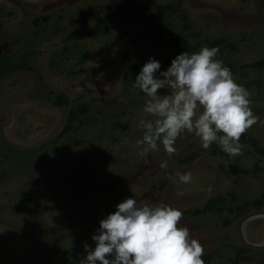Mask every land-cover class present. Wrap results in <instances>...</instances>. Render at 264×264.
Here are the masks:
<instances>
[{"label": "rangeland", "instance_id": "374dc122", "mask_svg": "<svg viewBox=\"0 0 264 264\" xmlns=\"http://www.w3.org/2000/svg\"><path fill=\"white\" fill-rule=\"evenodd\" d=\"M151 2L153 8L116 24L120 0H0V53L29 54L28 67L0 76V264H68L65 248L79 249V264L86 255L83 245L95 246L99 221L128 197L181 210L180 225L204 247L205 264H264V206L240 216L225 208L187 212L218 193L234 205L260 193L264 124L242 135L239 156H229L215 143L205 150L187 132L176 141L177 154L169 157L161 145L141 156L136 123L149 98L132 87L135 77H123L129 59L120 51L147 62L182 53L175 37L189 53L216 47V59L251 93L252 110L264 121V66L251 65L264 58V4ZM167 3L174 7L168 15L158 9ZM162 26L161 38L134 41ZM74 32L81 37H70ZM170 65H161V71ZM60 91L70 105H88L85 121L62 136L69 104L52 101ZM167 91L160 89L158 95ZM190 153L196 155L184 160ZM165 160L168 167L161 169ZM184 172L192 173L190 183L178 177L173 182L176 173ZM237 246L250 251L234 262Z\"/></svg>", "mask_w": 264, "mask_h": 264}, {"label": "clouds", "instance_id": "9594fccd", "mask_svg": "<svg viewBox=\"0 0 264 264\" xmlns=\"http://www.w3.org/2000/svg\"><path fill=\"white\" fill-rule=\"evenodd\" d=\"M218 53L208 46L184 51L164 71L154 58L143 64L132 85L149 98L136 123L141 138L135 145L141 156L159 151L161 145L169 157L177 154L176 141L185 132L194 134L205 150L215 143L229 156L243 154L242 135L264 121L252 110L251 93L216 59ZM160 89L167 94L158 95ZM159 167L166 169L168 162L161 161ZM177 177L187 184L192 173H176L173 182ZM182 218L181 210L163 202L125 198L99 221L92 236L95 246L83 245L86 255L79 264H205L204 247L180 225Z\"/></svg>", "mask_w": 264, "mask_h": 264}, {"label": "trees", "instance_id": "16d2710c", "mask_svg": "<svg viewBox=\"0 0 264 264\" xmlns=\"http://www.w3.org/2000/svg\"><path fill=\"white\" fill-rule=\"evenodd\" d=\"M120 1H121V5L118 9V14L115 19L116 24H119L123 18L132 15L137 10L153 8L155 6L151 2L152 0H120ZM259 2H262L264 4V0H259ZM158 9L166 15H168V12L174 11V7L172 6L171 3L164 4L163 6L158 7ZM97 24H99V21L97 22ZM0 26H1V21H0ZM164 32H166V27L163 26L160 27L159 29H155V28L147 29L141 36H136L134 38V41H138L141 37L161 38L162 33ZM81 35L82 34L80 32H74L70 35V37L77 39L80 38ZM175 42L177 44L178 52H184V49L178 45V37H175ZM120 51L125 57L129 59L128 69L124 72L123 77L125 78V80L136 77L141 67L146 62L145 61L139 62L133 60L132 54L128 53L127 49ZM28 55L29 54L24 52L17 53V52H12L8 49H4L0 53V76L8 71H12L18 68H23L25 66L28 67V65H26ZM174 58L175 56H170V57L158 59L157 61H159L161 65H169L171 64V61ZM251 65L264 66V58H260L253 61ZM52 101L57 106L69 104L66 122L62 130L59 132L60 136L64 135L66 132L72 130L78 124H81L85 121L83 119V115L85 111L88 109V105L85 102H78L76 104L70 105V99H68L67 95L63 91H60L59 93L55 94ZM254 147L258 151L260 152L262 151V149L256 143H254ZM195 155L196 153H190L189 155H186L184 160H191ZM262 206H264V187L262 188V190L258 195L254 196L251 199H245L242 202L237 203L236 205L229 203L228 201H226V199L221 193H218L216 195L210 196L203 205L197 206L192 209H188L187 212L196 215L213 209L222 210L225 208L229 213H233L235 216H240L245 214L250 208H260ZM78 250H79L78 248H74V249L65 248L63 250L64 261L68 262V264H76ZM248 251L250 250L246 246H237L236 253L232 257V260L234 262L245 260L247 258L245 253ZM202 259L206 261L204 256L202 257ZM261 260L264 263V255H262Z\"/></svg>", "mask_w": 264, "mask_h": 264}]
</instances>
